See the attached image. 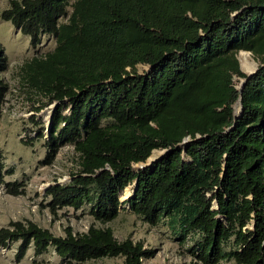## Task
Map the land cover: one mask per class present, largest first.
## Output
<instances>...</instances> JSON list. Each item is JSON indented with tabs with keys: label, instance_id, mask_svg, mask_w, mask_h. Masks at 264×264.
<instances>
[{
	"label": "trees",
	"instance_id": "obj_1",
	"mask_svg": "<svg viewBox=\"0 0 264 264\" xmlns=\"http://www.w3.org/2000/svg\"><path fill=\"white\" fill-rule=\"evenodd\" d=\"M0 18L30 46L54 37L17 67L20 84L56 102L39 162L72 148L68 178L43 190L51 208L86 205L103 223L130 188L123 200L133 214L189 239L190 258L179 264H264V0H7ZM238 49L259 61L239 93ZM6 64L0 44V71ZM6 91L0 77V107ZM160 148L150 165L132 166ZM9 171L0 152V183L21 192L20 181H3ZM62 230L9 220L0 245L18 240L16 259L28 246L35 255L50 246L66 262L120 255L142 264L152 254L108 225Z\"/></svg>",
	"mask_w": 264,
	"mask_h": 264
},
{
	"label": "rangeland",
	"instance_id": "obj_2",
	"mask_svg": "<svg viewBox=\"0 0 264 264\" xmlns=\"http://www.w3.org/2000/svg\"><path fill=\"white\" fill-rule=\"evenodd\" d=\"M6 4L7 0H0V9ZM0 44L7 61L5 69L0 71V77L7 83V91L0 107V152L4 168L10 167L9 172L3 173L2 179L22 183L18 186L21 192L16 194L7 192L5 185L0 183V225H5L9 220L22 223L31 221L60 235L64 225L70 226L73 231H83L89 223L108 225L116 238L128 236L132 240H140L144 247L152 249L150 256L140 259L142 264H179L188 261L190 256L185 248L189 239L179 242L163 220L148 224L138 218L123 200L124 188L119 192L121 200L118 213L103 223L91 218L86 212V205L77 208L69 205L51 208L47 204L48 198L44 197L43 190L50 183L62 182L68 178L67 173L72 166V148L70 144H63L58 147L50 162H39L45 150L42 144L43 137L46 136L45 127L56 102L43 103L44 97L41 94L33 93L20 84L17 67L31 55L38 56L51 49L54 37L51 34H41L39 42L30 46L25 34L8 20L0 18ZM239 52L236 51L235 56L238 57ZM247 52L254 62L253 67H257L258 59L249 50ZM237 63L239 66V61ZM146 68L145 64L135 65L138 72ZM240 70L242 71L241 68ZM239 80L240 77L232 76L235 86ZM39 132L42 136H38ZM133 165L135 164L132 163ZM17 244L18 240L0 245V264H124L120 255L66 262L50 246L36 255L32 253L31 246H28L23 255L16 259ZM214 264L235 263L231 259H220Z\"/></svg>",
	"mask_w": 264,
	"mask_h": 264
},
{
	"label": "bare ground",
	"instance_id": "obj_3",
	"mask_svg": "<svg viewBox=\"0 0 264 264\" xmlns=\"http://www.w3.org/2000/svg\"><path fill=\"white\" fill-rule=\"evenodd\" d=\"M237 61H239V66L244 73L249 72L253 68L254 62H253L252 58L250 57L249 52H247L245 50L239 52L238 57H237ZM232 107L234 110V115H236L239 111L238 103L234 102ZM155 150H157V149H153L151 151V153L149 154L150 159L156 157V155L158 154L159 151H155ZM134 168H135V165H134ZM129 194H130V188H126L124 197L126 198Z\"/></svg>",
	"mask_w": 264,
	"mask_h": 264
},
{
	"label": "water",
	"instance_id": "obj_4",
	"mask_svg": "<svg viewBox=\"0 0 264 264\" xmlns=\"http://www.w3.org/2000/svg\"><path fill=\"white\" fill-rule=\"evenodd\" d=\"M239 50V49H238ZM237 50V51H238ZM242 50H245V51H248V50H246V49H242ZM235 58H236V60H237V57L235 56ZM256 68V66L255 67H253L249 72H246L245 73V76L244 77H242V78H240V80H239V83H238V85H237V91H238V93L240 92V89H241V86H242V84H243V82H244V80L254 71V69ZM234 102H237L238 103V105H239V108H240V96H239V94L237 95V97L235 98V100H234ZM233 102V103H234ZM233 103H232V106H233ZM233 116H235V115H233ZM45 128H47V127H45ZM187 138V136H184L183 138H182V141L183 140H185ZM153 149H151L150 150V152H149V154L151 153V151H152ZM159 150V152H158V154L156 155V157H154V158H149V154L147 155V156H145V158L142 160V161H137V162H135L134 164H135V167H138V168H142V167H144V166H147V165H150L151 163H153L159 156H160V154L165 150V148H160V149H158ZM134 166V165H133ZM132 184V189L135 187V180H133V182L131 183Z\"/></svg>",
	"mask_w": 264,
	"mask_h": 264
}]
</instances>
